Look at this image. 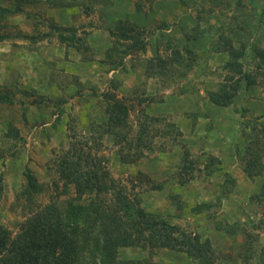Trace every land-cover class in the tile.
<instances>
[{"label": "rangeland", "instance_id": "374dc122", "mask_svg": "<svg viewBox=\"0 0 264 264\" xmlns=\"http://www.w3.org/2000/svg\"><path fill=\"white\" fill-rule=\"evenodd\" d=\"M29 1L34 2L22 4L23 14L7 16L0 21V35L9 36L8 40L0 42V98L8 96L13 102L0 101V176L4 187L0 200V228L16 236L26 219L25 212L31 201L27 195H22L25 168H30L44 183V192L35 195L33 201L45 205L60 197V190L52 186L57 177L48 172L50 151L66 147L70 125L79 136L88 137L91 123L106 120L105 103L91 97V91H106L111 87L110 81L116 80L120 84L118 97L130 96L146 81L144 63L154 57L157 44L159 55L170 60L171 48H181L187 43L197 56L187 75L181 76L185 63L190 60L185 54L184 65L177 63L176 76L150 79L147 87V95L155 97L156 102L146 109L154 117H166L181 135L171 132L167 137L155 138L150 157L136 164L120 163L110 136L105 138L103 154L110 159L113 176L126 187L129 196L140 198L147 212L167 218L169 223L181 226L188 234L210 239L219 264H246L245 228L254 236L260 235V239L253 242L252 250L257 251L264 242L262 207L252 200L254 195L264 193V169L254 179L246 172L248 145L256 134L264 137L261 130L264 127V66L252 94H241L230 108L217 107L208 93L217 91L223 82L227 55L212 50V38L186 42L184 37L192 34L191 27L197 24L218 30L214 41L223 33L230 36L237 47L247 45L246 69L256 71L259 61L251 51L254 48L264 50V0H215V3L212 0H99L91 12L81 6L54 8L46 3L47 0ZM15 6L14 0H0V7L14 9ZM29 15L42 22L36 27L41 34L49 31L50 21L63 27H83L78 35L91 47L90 51L69 50L57 37L38 42L24 39V36L37 34ZM128 19L145 29L143 37L149 44L140 61L133 62L136 73L131 68V56L126 55L132 52L131 43L111 34V31L118 33L119 21ZM122 59L127 63L128 72L114 70ZM133 72L137 78L130 77L133 74L126 76ZM58 107L65 113L56 122L54 114ZM141 116L142 111L137 107L129 120L133 135L138 131ZM156 124L164 131L169 130L166 122ZM11 128L19 130L24 143L7 137ZM151 132L156 133V127ZM185 148L191 150L198 170L192 176L183 174L180 178L177 167L182 163ZM209 157L217 159L218 171L211 175L204 168ZM261 165L264 167V158ZM140 171L150 175L155 183L141 182L137 175ZM226 179L230 180L229 184ZM158 185H162L163 190L152 189ZM223 186L231 193L219 200ZM169 194L180 199L171 202ZM198 204L213 206L199 215L192 212ZM228 227H232L231 235L226 232ZM255 251L249 253L250 264L256 263ZM147 257V250L142 248L121 253L124 259ZM151 264L197 262L186 254L159 249Z\"/></svg>", "mask_w": 264, "mask_h": 264}, {"label": "trees", "instance_id": "16d2710c", "mask_svg": "<svg viewBox=\"0 0 264 264\" xmlns=\"http://www.w3.org/2000/svg\"><path fill=\"white\" fill-rule=\"evenodd\" d=\"M14 1L16 3L14 9L0 7V21H4L7 16L23 14L25 11L22 4L34 2ZM46 3L54 8L81 6L91 12L98 5L99 0H47ZM212 3H215V0L214 2L212 0ZM137 7L139 10L142 9L140 5ZM28 18L33 19L35 30L42 25L39 18L31 15ZM47 26L48 32L41 34L37 29L36 35L24 36V39L38 42L57 37L69 50L90 51L91 47L87 46L83 37L78 35L83 27H63L54 21L48 22ZM116 26L118 33L111 31V34L117 36L120 41L131 43L132 52L126 55L131 56V68L136 71L133 62L140 61V56L146 53L149 45L143 37L145 29L135 22L132 23L130 19L119 21ZM164 27L166 28L167 25ZM191 31L192 34H186L184 37L186 42L205 37L212 38V50L227 55L223 67L226 72L223 82L217 91L208 93L210 101L215 106L230 108L241 94L249 95L255 91L259 84V72L264 66V50L252 49L251 55L259 63L256 71H248L244 63L248 56L247 45L241 44L237 47L233 39L223 33L214 41L215 35L219 33L218 30L206 29L199 24L191 27ZM81 32L86 34V31ZM8 39V35H0V42ZM171 50L172 58L165 60L159 55V45L154 47V57L144 63L146 81L140 84V87L138 85L130 96L118 97L120 84L116 80L110 81L111 87L106 91L100 93L91 91V97L105 103L106 120L102 123H91L88 137L79 136L70 125L71 131L66 147L50 151L48 172L57 177L52 186L60 190V197L53 198L45 205L33 201L35 195L44 192V183L30 168H25L23 172L25 187L22 195L28 196L31 205L28 207V212H25L26 219L20 225V232L16 236L7 229L0 228V264H151L155 251L159 249L186 254L197 264H219V258L210 239L203 240L198 234H188L181 226L169 223L167 218L147 212L141 206V200L137 195L134 198L129 196L126 187L113 176L110 159L103 154L106 149L105 138L110 136L113 137L120 163L136 164L150 157L155 138L167 137L171 132L177 134L176 136L181 135L178 128L167 121L166 117H154L146 109L151 108V103L156 102L155 97L147 95L150 79L176 76L179 70L177 63L182 62L184 65L185 54L190 60L184 65L185 71L182 72V77L187 75L196 63L197 56L187 43H183L181 48L172 47ZM120 62V68L117 65V69L114 70L128 72L127 63H123V59ZM161 81L165 82V80ZM77 93L80 94V91ZM0 101L13 103L8 96L1 97ZM137 107H140L142 116L138 120V131L133 135L129 120ZM64 113L62 107L57 108L54 114L56 122H59ZM163 122L169 127L168 131H164L156 124ZM153 127L157 129L154 134L151 132ZM261 130L264 131V127ZM9 136L24 143L18 129L11 128L7 132V137ZM176 136L174 140H177ZM247 149L246 172L249 178L254 179L260 176L264 169L261 165V159L264 158V137L261 138L256 134ZM216 166L217 159L209 157L204 168L207 174L211 175L218 171ZM177 169L180 178L183 174L192 176L195 170H198L196 160L193 159L192 152L188 148H185L182 163ZM137 175L141 182L155 183V179L150 175L141 171ZM226 182L229 184L230 180L226 179ZM3 189V177L0 176V200ZM152 189L163 190V186H153ZM72 190L73 193L70 194ZM230 193L227 186H223V195L219 200H223ZM61 196L66 198L62 199ZM168 198L171 202L176 198L180 199L174 194H169ZM252 200L261 204L264 224V193L254 195ZM212 206V204H198L192 212L200 215L210 210ZM231 231L232 227L226 228L228 235H231ZM243 233L244 262L250 264L249 253L255 251L251 248L253 242L260 239V235L254 236L247 232L246 228ZM138 248L147 250L146 259L121 258L123 251L133 252ZM255 254V264H264V242Z\"/></svg>", "mask_w": 264, "mask_h": 264}, {"label": "crops", "instance_id": "0c3cea01", "mask_svg": "<svg viewBox=\"0 0 264 264\" xmlns=\"http://www.w3.org/2000/svg\"><path fill=\"white\" fill-rule=\"evenodd\" d=\"M158 4H159V1H158V2H156V5H158ZM64 23H65V22H64ZM66 24H67V23H66ZM104 51H106V49H105ZM13 66H14V65H13ZM134 72L136 73V72H137V70H136V71H134ZM134 72H133V73H128L126 76H129V75L133 74V75H131L130 77H135V78H137V77H136V75H137V74H135ZM124 76H125V75H124Z\"/></svg>", "mask_w": 264, "mask_h": 264}]
</instances>
